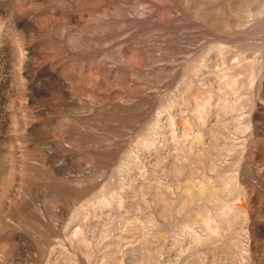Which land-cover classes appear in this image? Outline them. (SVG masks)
<instances>
[{
    "label": "rangeland",
    "instance_id": "1",
    "mask_svg": "<svg viewBox=\"0 0 264 264\" xmlns=\"http://www.w3.org/2000/svg\"><path fill=\"white\" fill-rule=\"evenodd\" d=\"M0 264H264V0H0Z\"/></svg>",
    "mask_w": 264,
    "mask_h": 264
}]
</instances>
